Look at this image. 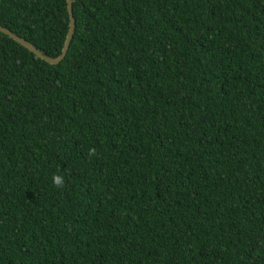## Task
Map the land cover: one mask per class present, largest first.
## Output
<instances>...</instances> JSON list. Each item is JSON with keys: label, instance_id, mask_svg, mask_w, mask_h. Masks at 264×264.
<instances>
[{"label": "trees", "instance_id": "trees-1", "mask_svg": "<svg viewBox=\"0 0 264 264\" xmlns=\"http://www.w3.org/2000/svg\"><path fill=\"white\" fill-rule=\"evenodd\" d=\"M72 15L56 65L0 33V264H264V0ZM0 26L56 58L66 0Z\"/></svg>", "mask_w": 264, "mask_h": 264}, {"label": "water", "instance_id": "water-1", "mask_svg": "<svg viewBox=\"0 0 264 264\" xmlns=\"http://www.w3.org/2000/svg\"><path fill=\"white\" fill-rule=\"evenodd\" d=\"M66 3H67L68 14H69V26H68V31H67L62 49H61V53L56 58H51V57L43 54L42 52L37 50L33 45H31L30 43H28L27 41H25L21 37L17 36L13 32H11L10 30H8L2 26H0V33L8 36L11 40L18 43L19 45H21L22 47L27 49L29 52H31L32 54H34L36 57L43 60L44 62H46L50 65H56V64L60 63L64 59V57L66 56L70 42H71L72 37H73L74 27H75V20H74L73 15H72V0H66Z\"/></svg>", "mask_w": 264, "mask_h": 264}, {"label": "clouds", "instance_id": "clouds-1", "mask_svg": "<svg viewBox=\"0 0 264 264\" xmlns=\"http://www.w3.org/2000/svg\"><path fill=\"white\" fill-rule=\"evenodd\" d=\"M89 155L94 156L96 155V152L94 149L89 150ZM53 184L55 185L56 188L62 189L65 186V179L62 174H54L53 175Z\"/></svg>", "mask_w": 264, "mask_h": 264}]
</instances>
